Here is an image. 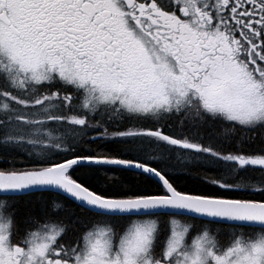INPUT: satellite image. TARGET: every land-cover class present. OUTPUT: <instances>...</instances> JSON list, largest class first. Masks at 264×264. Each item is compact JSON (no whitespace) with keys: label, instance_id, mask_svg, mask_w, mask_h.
Returning <instances> with one entry per match:
<instances>
[{"label":"snow or ice","instance_id":"obj_1","mask_svg":"<svg viewBox=\"0 0 264 264\" xmlns=\"http://www.w3.org/2000/svg\"><path fill=\"white\" fill-rule=\"evenodd\" d=\"M0 264H264V0H0Z\"/></svg>","mask_w":264,"mask_h":264}]
</instances>
